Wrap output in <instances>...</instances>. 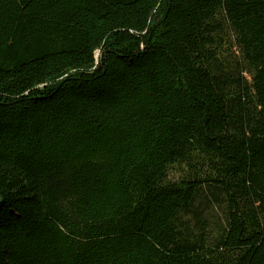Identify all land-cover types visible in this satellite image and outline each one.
I'll return each mask as SVG.
<instances>
[{
  "label": "trees",
  "instance_id": "trees-1",
  "mask_svg": "<svg viewBox=\"0 0 264 264\" xmlns=\"http://www.w3.org/2000/svg\"><path fill=\"white\" fill-rule=\"evenodd\" d=\"M0 264H264V0H0Z\"/></svg>",
  "mask_w": 264,
  "mask_h": 264
},
{
  "label": "rangeland",
  "instance_id": "rangeland-1",
  "mask_svg": "<svg viewBox=\"0 0 264 264\" xmlns=\"http://www.w3.org/2000/svg\"><path fill=\"white\" fill-rule=\"evenodd\" d=\"M174 171H181V169H175ZM175 174H177V173H175ZM212 215H213V217L215 218V219H218V221L220 220V210H213L212 211Z\"/></svg>",
  "mask_w": 264,
  "mask_h": 264
}]
</instances>
